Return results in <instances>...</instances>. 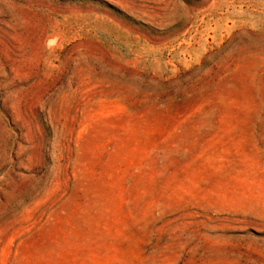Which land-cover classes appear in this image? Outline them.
<instances>
[{"label":"rangeland","instance_id":"374dc122","mask_svg":"<svg viewBox=\"0 0 264 264\" xmlns=\"http://www.w3.org/2000/svg\"><path fill=\"white\" fill-rule=\"evenodd\" d=\"M0 264H264V0H0Z\"/></svg>","mask_w":264,"mask_h":264}]
</instances>
